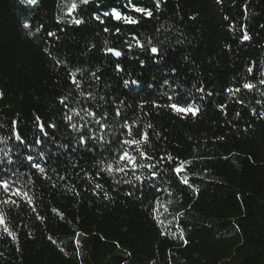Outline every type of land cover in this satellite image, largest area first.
<instances>
[{
  "label": "trees",
  "instance_id": "16d2710c",
  "mask_svg": "<svg viewBox=\"0 0 264 264\" xmlns=\"http://www.w3.org/2000/svg\"><path fill=\"white\" fill-rule=\"evenodd\" d=\"M72 3L74 15L85 20L79 27L65 15ZM132 3L152 17L130 11L128 0H38L36 6L0 0V178L28 194L10 199L16 204L0 202V264H264V0H161L159 10L156 0ZM111 8L139 24L91 19ZM245 26L251 40L241 43ZM133 35L141 43L151 40L165 59L154 64ZM108 47L123 55L106 54ZM57 60L65 63L57 66ZM98 68L96 81L91 73ZM73 72L80 89L70 83ZM125 79L140 86L129 91ZM245 82L256 87L243 89ZM193 85L212 95L202 100ZM173 87L199 107L196 116L164 106L163 93L173 94ZM237 87L234 95L225 91ZM80 91L97 99L81 101ZM64 97L77 111H100L99 103L117 120L119 107L129 123L148 132L142 148L152 159L143 163L156 164V178L138 182L131 171L101 172L115 165L119 145L107 151L97 145L93 152L80 145L63 120ZM12 121L25 143L16 140ZM73 123L86 136L89 128L98 131L94 123L83 127L79 116ZM28 155L47 179L21 164H30ZM165 156L172 159L160 162ZM178 166L179 174L172 171ZM135 174L151 175L148 168Z\"/></svg>",
  "mask_w": 264,
  "mask_h": 264
},
{
  "label": "snow or ice",
  "instance_id": "6c2138e0",
  "mask_svg": "<svg viewBox=\"0 0 264 264\" xmlns=\"http://www.w3.org/2000/svg\"><path fill=\"white\" fill-rule=\"evenodd\" d=\"M80 4L82 5H88L93 2V0H79ZM220 2V0H218ZM26 3L30 6H36L38 3V0H26ZM161 4V0H156V8L159 10ZM126 7L135 13H142L145 18H151L153 13L151 10L145 9L143 7H138L135 4L132 3V0H128V4ZM101 8L100 4H97V9ZM77 9V4L72 3L70 7H67V11L65 15L69 17V23L72 25H75L77 27L83 25L85 23V20L81 18H77L74 13ZM103 17H111L114 21L117 22H123L127 25H137L139 24L140 20L133 17L132 15L125 14L123 11L117 8H111L110 10L103 11L102 15L97 14V12H93L91 19L98 21L99 23L103 24L105 21L102 19ZM227 19V17H225ZM24 28H28V24L23 25ZM40 31V28H37V32ZM63 31V29H62ZM105 32H109L110 29L105 27ZM120 32L119 28L115 29V33L118 34ZM243 35L240 37V42L244 43L245 41L251 40V36L248 34L246 26L242 28ZM29 35H32L30 32ZM48 37H55L57 40H59V37L56 36V33L54 32H48ZM133 40H135V46L143 49L146 52H149L153 59L154 64L160 63L163 59H165L164 54L161 50V48L155 46L151 40H148L146 43H141L139 39L135 35L132 37ZM182 40H177L176 43H182ZM129 49L132 48V45H128ZM47 51V49H46ZM105 53H110L111 55L115 56L117 59L123 55V52L119 49H115L112 47H108L105 49ZM57 66H60L61 64H64V61L57 60L56 61ZM144 61L141 60L140 64L141 67L144 66ZM115 69L117 72H122L123 69L119 63H116ZM172 73H176V69L173 68ZM248 74H252V68H248ZM101 69H97L96 72L91 73L92 77L99 81L101 79L100 75L97 73H101ZM70 76V83L75 86L76 89L81 88V82L76 79V74L69 73ZM261 76L264 77V73H261ZM260 84H264V79H261L259 81ZM123 84L126 89L129 91H134L136 87H139V80H129L125 79L123 80ZM163 85H169V80L165 79L163 81ZM162 85V86H163ZM135 86V87H130ZM171 87V86H170ZM256 87L251 82H245L242 84L243 89L252 90ZM193 89L195 91L202 93L201 99H204V96H211L212 92L205 91V88L203 86L197 87L196 85H193ZM185 92H188L189 95H191L190 90L185 89ZM230 95H234L235 93H238L241 91L240 87H237L235 89L233 88H227L225 89ZM80 100H96L97 97L92 92H84L80 91L78 93ZM163 95L166 96V104L164 106L170 108L175 114L177 115H192L196 116L200 109L195 105L194 102H191L189 100H186L185 96L182 95L179 92L175 91V88L173 87V94L169 95L168 93H163ZM100 101H104L105 97L101 96L99 98ZM68 97H64L59 101L61 105L67 111L63 114V120L66 122V125L69 129L76 132L78 134V137H76L78 143L80 145L85 146L86 150L89 152L97 151V145L99 148L103 150H111L114 148L117 144L119 145V148L117 149L118 155L115 160V165L108 163L106 167H102L100 169L101 172L108 171V172H117V173H127L128 171H131L133 173V177L135 181L143 182L144 179H155L157 176V172L153 171V169L156 168V164H146L143 163V161L151 160L152 156L149 155L146 151L143 150L142 145H146L149 143V133L148 132H142L137 128V125L135 121L132 123H129L128 118L123 115V113L120 111L119 107L116 108V111L114 113V117H118L119 120L114 119L112 114H110L108 111L103 110L102 105L99 103L97 104V108H100V111H92L90 110V107H82L80 111L75 110L74 108H70L68 104ZM237 102L243 103V100H238ZM120 103H123L121 101ZM152 106L155 108L161 107L160 104H158L156 101H153ZM221 108L224 106L221 105ZM81 112L84 113V115H81ZM256 114V113H253ZM239 115V113H237ZM79 116L82 121H84L83 127L88 128L89 124H95L98 126V131H93L91 128H89L90 134H84L81 132V128L77 126L76 123H73V118ZM90 118V119H86ZM37 121L39 123V129L44 135L46 136L47 133L44 130V124L42 121H39V118L37 117ZM17 121H12V127L15 131V138L17 141H19L21 144L25 143L24 137H22L18 131H16ZM48 127L55 129V124H49ZM147 128L151 129L152 125L148 124L146 126ZM134 129H137L134 132ZM91 141V144L89 143ZM35 144L40 145L43 143V141L40 138L35 139ZM134 150L138 155H134ZM41 157L43 156V153H39ZM27 161L30 162L28 165H24L23 161H21V164L25 167H30L36 170V172L41 176V178L47 179L45 176V168L36 161V158L33 155H28L26 157ZM165 159L171 160V156H165L160 157V162H163ZM99 164L103 165L104 161L101 160L98 162ZM142 168H148L150 170V177H143L142 175H136L137 169ZM173 172L179 174L181 171H183V168L178 166L174 169H172ZM31 179V177H29ZM63 179V177H61ZM186 182V181H185ZM123 183H131L130 180H124ZM55 187V185H53ZM97 187H100V185H97ZM0 188H3L5 193H8L9 191H12V194L18 195V196H24L27 197V193H22L20 190L12 189V182L8 179L0 178ZM159 191V189H157ZM128 195H132L131 192L127 193ZM105 198H107V194L105 193ZM31 198H28V203L31 204ZM3 203L5 204H16V201L10 200V199H4ZM33 211H35V208H33ZM55 211V209L53 210ZM37 219H42L41 217L37 216ZM4 220L0 218V224H3ZM5 233H7L9 236H12L13 234L9 231L7 227L4 228ZM181 239H183L181 235ZM130 255V254H129Z\"/></svg>",
  "mask_w": 264,
  "mask_h": 264
},
{
  "label": "rangeland",
  "instance_id": "374dc122",
  "mask_svg": "<svg viewBox=\"0 0 264 264\" xmlns=\"http://www.w3.org/2000/svg\"><path fill=\"white\" fill-rule=\"evenodd\" d=\"M184 116H187V115H183V117ZM4 199H24V197L22 195L21 196L14 195L12 194V191L5 193L4 189L0 188V202L3 201Z\"/></svg>",
  "mask_w": 264,
  "mask_h": 264
}]
</instances>
